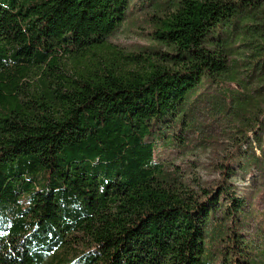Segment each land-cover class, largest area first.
Here are the masks:
<instances>
[{"label": "trees", "instance_id": "16d2710c", "mask_svg": "<svg viewBox=\"0 0 264 264\" xmlns=\"http://www.w3.org/2000/svg\"><path fill=\"white\" fill-rule=\"evenodd\" d=\"M147 6L159 49L127 69L107 40L130 0H0V264H264V0ZM200 114L232 150L195 196L153 159Z\"/></svg>", "mask_w": 264, "mask_h": 264}, {"label": "rangeland", "instance_id": "374dc122", "mask_svg": "<svg viewBox=\"0 0 264 264\" xmlns=\"http://www.w3.org/2000/svg\"><path fill=\"white\" fill-rule=\"evenodd\" d=\"M151 1V0H150ZM149 0H130L131 8L128 11L126 19L120 26L108 37L107 43L110 46L112 55H115V62L123 67L129 68H147L148 62L146 56H152L153 50L159 49L158 44L153 39V21L150 17L152 10L147 6ZM245 24L243 22L241 25ZM247 24V23H246ZM244 26V25H243ZM242 26V27H243ZM247 36L248 34L243 33ZM111 56V55H110ZM66 64L65 69L70 70L72 62L69 59L62 58ZM30 74L29 78L35 77ZM35 79L36 78H32ZM33 80V82H36ZM29 84V82H27ZM32 84V83H30ZM196 106V105H195ZM203 107V105H202ZM198 123L188 128L187 125H176L174 127L175 135H168L170 138H164L157 144L153 162L171 178L182 183L184 189L196 196L204 189L214 190L219 185L223 175L216 169L215 162L223 160L224 152L232 150L230 144L217 147L216 143L207 142L203 138L210 135L221 143L225 141L223 131L226 128L221 127L218 122H214L209 116L197 115ZM196 121V114H195ZM187 123V122H185ZM218 150H217V149ZM221 148V149H220ZM228 148V149H227ZM244 148V147H243ZM219 155V157H217ZM222 157V159H221ZM256 172L243 174L240 171L227 180L229 193L235 196L250 197L251 186L253 185ZM255 198L254 209L258 211L257 219L250 226L251 233L257 229L261 231L260 236L264 239V193ZM250 235H253L252 233ZM77 249H79L77 247ZM58 257L70 258L73 251H58ZM216 258L214 264H218Z\"/></svg>", "mask_w": 264, "mask_h": 264}]
</instances>
